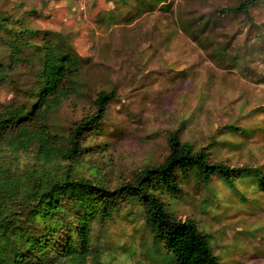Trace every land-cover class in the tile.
Wrapping results in <instances>:
<instances>
[{
	"label": "rangeland",
	"instance_id": "1",
	"mask_svg": "<svg viewBox=\"0 0 264 264\" xmlns=\"http://www.w3.org/2000/svg\"><path fill=\"white\" fill-rule=\"evenodd\" d=\"M239 1L0 0L13 29L1 30L0 60H10L7 42L21 29L30 31L19 38L33 45L82 58L81 92L46 113L60 135L90 109L95 92L114 90L97 128L84 137L82 174L111 186L127 180L162 161L174 129L194 149L207 147L210 160L264 172V0L247 15L218 12ZM23 49L20 58L33 52ZM34 68L22 61L11 81L0 82V105L33 101ZM180 185L165 201L208 235L221 264H264V191L249 176ZM93 227L101 255L84 264H174L162 244L151 243L139 205Z\"/></svg>",
	"mask_w": 264,
	"mask_h": 264
},
{
	"label": "trees",
	"instance_id": "2",
	"mask_svg": "<svg viewBox=\"0 0 264 264\" xmlns=\"http://www.w3.org/2000/svg\"><path fill=\"white\" fill-rule=\"evenodd\" d=\"M261 1L240 0L218 12L247 15ZM9 23V16L0 14V33L11 28ZM24 31L30 30L13 31L18 40L7 42L10 60H0V82L11 81L22 61L35 67L33 101L0 105V264H84L89 255L98 258L93 223L113 219L125 205L141 207L151 243L162 244L174 264H221L208 235L192 218L179 217L164 198L180 193V180L206 186L213 176L232 184L247 175L264 191L261 168L210 160L207 147L194 149L174 129L168 132L162 161L142 166L127 180L111 186L105 178L82 174L84 137L97 128L115 92H95L90 109L71 123L66 135L56 133L46 113L81 92L83 60L19 38ZM24 46L33 52L20 58Z\"/></svg>",
	"mask_w": 264,
	"mask_h": 264
}]
</instances>
